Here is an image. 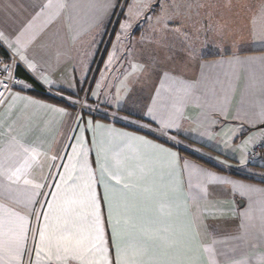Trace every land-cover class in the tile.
I'll return each mask as SVG.
<instances>
[{
  "label": "snow or ice",
  "instance_id": "obj_1",
  "mask_svg": "<svg viewBox=\"0 0 264 264\" xmlns=\"http://www.w3.org/2000/svg\"><path fill=\"white\" fill-rule=\"evenodd\" d=\"M245 7L241 24L209 0H0V264H264V187L180 154L204 158L180 138L195 136L240 167L264 161V55H240L264 52V0ZM209 31L231 49L203 63ZM241 73L258 101L226 123ZM217 87L223 103L185 127Z\"/></svg>",
  "mask_w": 264,
  "mask_h": 264
},
{
  "label": "crops",
  "instance_id": "obj_2",
  "mask_svg": "<svg viewBox=\"0 0 264 264\" xmlns=\"http://www.w3.org/2000/svg\"><path fill=\"white\" fill-rule=\"evenodd\" d=\"M20 2L26 4L27 0H20ZM119 9L120 8L116 9V13ZM113 18H117L116 15L112 16L111 20ZM110 27H111V25H110ZM78 34L82 35V33H78ZM211 35L212 34L210 32L203 33L202 34V40L200 41L199 45H198L199 42L197 41L198 42L197 46H198L200 52L203 54V56H202V62L203 63H209V62L217 61L220 59V57L216 54L217 53V44L219 42L217 41V43H215L213 41ZM244 35L247 36V32H245ZM136 37L139 38V35L137 34ZM90 38H91L90 36L84 37L85 41L89 40ZM103 39H104V37H103ZM221 42H223L224 48L231 49V37H230V39H228V42L222 41V40H221ZM102 47H103V45H101V48ZM240 55L241 56H260V55H264V52L255 51V50L244 51V52H241ZM62 71H66V78L71 79V77H72L71 64H67L65 66V69H62ZM206 71H208L211 74H215L216 69H207ZM149 91H150V89L148 87H146L144 90V95L146 96ZM29 94H33V93H29ZM34 94H38V97H40V98L44 97V95H45L44 88L42 87V91H38V90L34 89ZM201 95H202V99L199 103L189 102L188 105L186 106V108L184 110V115L188 119H186L184 121L185 127L195 126L196 122H198L201 119L202 115L204 113L208 112L213 105L219 106L220 104L223 103L224 92L219 87H217V94L215 97H213L210 94L205 95L203 92L201 93ZM82 97H83V95L81 94V98ZM257 101H258V93H253V91L248 86V81L246 79L245 74L241 73L238 82H236L233 89L228 92L227 106H226L227 121H225V122L226 123L231 122L233 124L239 123V121L236 120V117L237 116L244 117L245 113H247L248 118H251L253 115L252 105L257 103ZM70 111L75 112V111H77V109H70ZM217 118H220V117L217 115ZM219 130H220L219 127H217L216 131L218 132ZM182 138H184V137H182ZM189 139L191 140V142L195 143L194 140L196 139V137L193 136L192 138H189ZM242 139H243V137H242ZM199 143L201 146L205 147V148L200 149L201 152H203L205 154V156H204L205 160L212 162L213 164L218 166L216 164V160H214V159L210 160L209 159V157H217L219 159H228L229 163L234 165V167L231 168L230 170H227V171H224L223 173H221L222 175L231 177L233 179L244 180L247 183L254 184V185L259 186V187H264L263 183L257 182L255 180L258 178V179L263 180V182H264V175H255L257 178L253 177V173L264 174V167H260L256 164H253V163H249L246 168L240 167L238 165V161L236 159L230 158L231 153H228L227 155H222L221 151L216 148L215 143L209 144V142L206 139L201 140ZM237 143H239V141H237ZM180 154H181V156L186 157L182 153H180ZM186 158L202 165L206 169L220 173L219 170H216L212 167L210 168L206 164L202 163L201 161L197 162L195 159L188 157V156ZM218 168H220V167L218 166ZM249 178L254 179V181L249 180ZM214 198L219 199V200L227 199L226 194L223 191H220L219 189L216 190V194H215ZM236 200L239 203V201H240L239 196L236 197ZM201 206L203 207V204ZM229 227H231V225H226V224H224V222H220L218 232L223 233ZM217 238H223V236L219 235Z\"/></svg>",
  "mask_w": 264,
  "mask_h": 264
},
{
  "label": "rangeland",
  "instance_id": "obj_3",
  "mask_svg": "<svg viewBox=\"0 0 264 264\" xmlns=\"http://www.w3.org/2000/svg\"><path fill=\"white\" fill-rule=\"evenodd\" d=\"M123 2H124V0L121 1V3H123ZM209 2L214 3V4H216L218 6L217 12L218 13H221V12L223 13L224 20H228V21L235 20V21H239L241 24H243L244 18L247 15V8L245 6L248 5V4H254L256 2V0H232L233 8L231 9V11H228L227 9H223L222 5H223L224 0H209ZM120 13H121V9H119L117 11L116 17L118 19H122L123 18L120 15ZM117 18H113L112 19V23L108 25V33L109 34L112 33L113 29L118 27V25L116 24ZM219 18L220 17H219V14H218L217 15V19H219ZM110 25H111V27H110ZM209 32L212 34L211 37H212V39H213V41L215 43H217V41L219 43H221V40L228 42V39H230V37H231V35L228 32H225L222 36H218L212 31H209ZM137 34L140 35L139 29L136 30V35ZM202 34H201V36H200V38L198 40L199 43L197 42L198 45L200 44V41L202 40ZM110 38L114 39V37H111L110 35H105L104 36L105 43L103 44L102 49L105 48V47H109L110 46L107 43ZM101 59H102L101 56H97L96 57V61L97 62H96V64L92 65V67L94 69H96L97 67L101 66V63H100ZM81 94L83 95V93H81Z\"/></svg>",
  "mask_w": 264,
  "mask_h": 264
},
{
  "label": "trees",
  "instance_id": "obj_4",
  "mask_svg": "<svg viewBox=\"0 0 264 264\" xmlns=\"http://www.w3.org/2000/svg\"><path fill=\"white\" fill-rule=\"evenodd\" d=\"M20 75H24L23 70H21ZM35 89L38 90V91H42V87H41L38 83L36 84ZM180 138L184 141L185 144H188V145H190V146L193 147V148H199V149L205 148L204 146H201L200 143H193V142H191L190 139H185V138H182V137H180ZM181 153H182L184 156H186V157H187V156H188V157H191V158L195 159L197 162L201 161L202 163L206 164L208 167H210V168L212 167V168H214V169L220 171V168H218V166H216V165L213 164L212 162H209V161L205 160L204 158H203V159H198L197 156H195V155H190L189 152H187V151H182ZM234 173H235V172H234ZM234 173H233V174H234ZM237 174H238V173H237ZM247 179H248V178H247ZM249 180H253V181H254V179H250V178H249ZM256 181H257V182H261V183L264 184V182L261 181V180H256Z\"/></svg>",
  "mask_w": 264,
  "mask_h": 264
},
{
  "label": "built area",
  "instance_id": "obj_5",
  "mask_svg": "<svg viewBox=\"0 0 264 264\" xmlns=\"http://www.w3.org/2000/svg\"><path fill=\"white\" fill-rule=\"evenodd\" d=\"M255 151H256L257 156H264V149L258 147V148H256ZM252 163L259 165L260 167H264V161H262V160L257 159ZM253 177H256V176H253Z\"/></svg>",
  "mask_w": 264,
  "mask_h": 264
}]
</instances>
